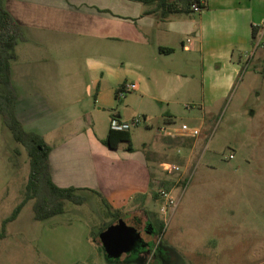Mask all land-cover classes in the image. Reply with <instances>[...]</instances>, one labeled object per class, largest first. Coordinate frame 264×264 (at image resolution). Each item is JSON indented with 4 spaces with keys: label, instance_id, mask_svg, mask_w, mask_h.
Returning a JSON list of instances; mask_svg holds the SVG:
<instances>
[{
    "label": "crops",
    "instance_id": "obj_1",
    "mask_svg": "<svg viewBox=\"0 0 264 264\" xmlns=\"http://www.w3.org/2000/svg\"><path fill=\"white\" fill-rule=\"evenodd\" d=\"M203 4L205 8L200 13L163 16L159 13L146 15L144 4L130 0L5 1L7 10L23 28L27 40L22 43L29 48V62L17 69L12 66L17 117L25 129L42 136L51 147L49 160L55 184L62 188L97 191L113 209L127 217L145 211L150 203H154L155 168L152 163H155L148 156L151 150L144 148L140 153L134 147V151L129 152L127 144L112 150L103 143L111 130V119H134L115 107L116 101L105 88L112 83L119 85L115 97L121 98L117 92L129 84L130 76L120 68L129 61L108 54L113 50L114 40L128 35L141 38L138 52L141 56V116L145 121V137L155 130L159 137L152 144L159 145L155 151L162 145H197L201 135L196 138L169 137L161 132L163 127L177 126L171 106L183 101L187 94L193 97L194 87L198 85L200 92L197 91L195 96L201 101L203 119L196 127L202 129L213 110L220 108L231 95L243 70V60H251L254 45L264 33V0H203ZM81 23H85V30L88 29L90 43L100 42L106 51L90 64L91 83L86 88L88 99L93 101L72 116L55 104H83L77 99V88L81 84L73 73L75 65L59 60L49 62L47 55L64 53L68 46L76 45L75 39L84 32ZM187 48L190 49L187 54L197 55L198 62L185 59L179 65H172L169 61L172 56L179 51L185 54ZM259 59L264 60V52L260 53ZM34 70H51L49 76L53 81L44 74H41L42 80L37 81ZM60 71H68V75L62 76ZM141 145H148V141H142ZM214 180V176H203L198 182L206 187L205 183ZM188 184L187 178L184 189L175 188L171 190L172 195L179 191L182 196ZM159 199L154 200L158 203ZM177 208L178 204L168 212L162 209L161 212L169 214L170 221ZM129 227L141 232L135 226ZM81 229V242L87 241L101 252L96 234L90 229ZM149 233L147 243L151 245L155 228ZM175 245V241L167 240L164 246L155 247L165 264H212L210 255L203 251L180 253L175 251ZM143 249L139 244L119 259L133 255L136 262Z\"/></svg>",
    "mask_w": 264,
    "mask_h": 264
},
{
    "label": "rangeland",
    "instance_id": "obj_2",
    "mask_svg": "<svg viewBox=\"0 0 264 264\" xmlns=\"http://www.w3.org/2000/svg\"><path fill=\"white\" fill-rule=\"evenodd\" d=\"M81 25L84 32L79 34V39H75L76 45L68 46L64 53L47 55L49 62L59 60L75 65L73 73L76 76H70H75L81 84L77 88V99L83 104H55L72 116L77 110L83 111L93 101L88 99L86 88L91 83L90 64L96 56L106 51L100 42L94 45L93 41L90 43V35L86 32L88 29H84L85 23ZM140 40L131 35L114 40L113 50L108 54L129 61L120 71L129 74L128 83H135L136 89L119 99L115 97L119 85L113 86L112 83L105 88L116 101L115 107L122 110L125 116L142 119L141 125L130 132L133 146L140 153L144 148L151 150L148 156L155 163L152 166L155 168L156 191L162 187L161 184L170 191L175 188L183 190L188 178L185 193L181 196L177 191L173 195L178 204L176 214L170 221L169 214H162L161 209L164 210L167 204L160 196L159 202L153 198L154 203H150L145 211L131 213L129 217L123 216L117 220L137 227L146 239H149V232L155 227L151 245L143 249L136 263L133 255H125L122 259L106 256L101 235L116 221L107 216L97 194L84 192L88 200L85 204L67 202L65 214L45 221L35 220L34 201H30L17 220L7 225L6 237L0 240V264H165L155 247L164 246L167 240L175 241L174 249L180 253L203 251L210 255L212 264H224V260L225 264H263L264 60L259 59V55L264 52V33L254 45L251 60H243V70L231 95L220 108L213 110L202 127L197 145H162L157 151L155 149L159 145H152L159 140L155 130L146 134V137L143 132L141 56L138 52ZM19 45L14 51L12 63L16 69L29 62L28 46L22 42ZM189 50L185 49V54L177 52L169 61L172 65H179L185 59L198 62L197 55L187 54ZM50 72L34 70V77L37 81L42 80L41 74H44L52 82ZM60 73L62 76L68 75V71ZM194 88L195 94L200 92L198 85ZM195 94L193 97L187 94L183 101L171 106L176 116L175 125L185 123L191 127L200 126L203 110ZM145 140L148 145H141ZM231 155H234L233 159H230ZM173 166L180 167V171H175ZM29 175L27 150L16 142L0 115V233L3 222L23 200ZM203 176H214L215 180L202 187L198 180ZM157 221L164 223L163 233ZM148 226L150 230L146 233ZM82 227L96 234L101 252L87 241L81 242Z\"/></svg>",
    "mask_w": 264,
    "mask_h": 264
},
{
    "label": "trees",
    "instance_id": "obj_3",
    "mask_svg": "<svg viewBox=\"0 0 264 264\" xmlns=\"http://www.w3.org/2000/svg\"><path fill=\"white\" fill-rule=\"evenodd\" d=\"M5 1L0 0V115L4 124L12 132L16 142L26 148L30 160V175L25 187L23 200L15 208L11 216L3 222L0 240L6 237L7 225L17 220L23 208L30 201H34L33 211L35 220L45 221L65 214L67 202L75 205L85 204L87 198L83 193L92 192L101 197L107 216L114 218V221L123 218L122 212L113 209L107 200L97 191L75 187L62 188L55 184L49 160L51 147L42 136L25 129L18 119L16 112L17 91L12 78V63L15 59L14 51L17 45L21 42H26L27 38L22 26L7 10ZM130 1L144 4L147 7L145 11L146 15L158 13L163 16L174 13L192 14L195 13L192 9V6L195 4L202 6L203 9L205 8L204 4H201L203 0ZM169 51L173 52V50ZM123 87L118 90L117 94L122 91ZM103 143L112 150H117L121 144H127L126 149L129 152L134 151L129 131H115L111 129L106 139L103 140ZM153 196L156 199L160 197L159 193L155 191H153ZM157 225L160 228V232L163 233L164 223L157 221ZM107 228H104V230ZM96 239L98 238L96 237Z\"/></svg>",
    "mask_w": 264,
    "mask_h": 264
},
{
    "label": "built area",
    "instance_id": "obj_4",
    "mask_svg": "<svg viewBox=\"0 0 264 264\" xmlns=\"http://www.w3.org/2000/svg\"><path fill=\"white\" fill-rule=\"evenodd\" d=\"M203 5V1L201 3ZM192 9L195 13H200L203 8L202 6L195 4L192 6ZM191 40H188V43H190ZM136 84H128L125 85V88L120 92L119 96L123 97V95L129 91L136 89ZM142 119L139 117L132 119L131 121H120L117 118L111 119L110 126L112 130L115 131H131L133 128L139 127L141 125ZM161 132L169 137H178V136H184V137H190V138H196L201 135V129L198 127H191L188 124H182L181 126H169V127H163L161 129ZM234 155L230 156V159H233ZM173 169L175 171H180V167L173 166ZM158 193L160 196L166 201L167 207L164 208V212H167V210L174 209L177 206V202L172 195V192L168 190L164 185L158 190Z\"/></svg>",
    "mask_w": 264,
    "mask_h": 264
},
{
    "label": "water",
    "instance_id": "obj_5",
    "mask_svg": "<svg viewBox=\"0 0 264 264\" xmlns=\"http://www.w3.org/2000/svg\"><path fill=\"white\" fill-rule=\"evenodd\" d=\"M136 235L141 238V232L126 225L125 221H116L101 235L103 249L108 257L118 259L136 247L133 242L130 243Z\"/></svg>",
    "mask_w": 264,
    "mask_h": 264
},
{
    "label": "flooded vegetation",
    "instance_id": "obj_6",
    "mask_svg": "<svg viewBox=\"0 0 264 264\" xmlns=\"http://www.w3.org/2000/svg\"><path fill=\"white\" fill-rule=\"evenodd\" d=\"M149 230H150V227L148 226V229H147L145 232L148 233ZM133 237H134L133 240H132L131 242H130V240H129V242H130V243L133 242V244H134L135 246L141 244V248H144V249H145V247L149 245V243H147V241H148L149 239H146V238L143 236V232H142V231H141V238H139L137 235H136V236H133Z\"/></svg>",
    "mask_w": 264,
    "mask_h": 264
}]
</instances>
